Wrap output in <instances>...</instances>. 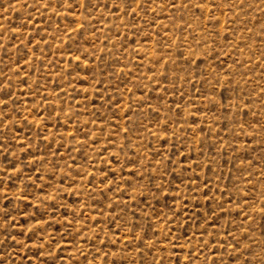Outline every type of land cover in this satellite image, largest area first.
Masks as SVG:
<instances>
[{"label": "rangeland", "instance_id": "obj_1", "mask_svg": "<svg viewBox=\"0 0 264 264\" xmlns=\"http://www.w3.org/2000/svg\"><path fill=\"white\" fill-rule=\"evenodd\" d=\"M0 264H264V0H0Z\"/></svg>", "mask_w": 264, "mask_h": 264}]
</instances>
